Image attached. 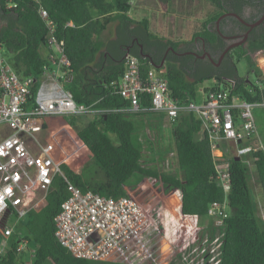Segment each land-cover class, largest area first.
I'll list each match as a JSON object with an SVG mask.
<instances>
[{"label":"trees","instance_id":"obj_1","mask_svg":"<svg viewBox=\"0 0 264 264\" xmlns=\"http://www.w3.org/2000/svg\"><path fill=\"white\" fill-rule=\"evenodd\" d=\"M132 1L41 0L55 24L57 41H64L65 54L74 73L69 90L78 103L106 109L98 118L86 115L66 117L90 153L81 173L63 165L67 178L82 190L90 189L115 198L129 194L127 183L136 173L168 188H179V212L184 224L178 230L180 238L187 233V226L208 215L211 204L228 200L230 214L223 219L219 264H264V220L258 215L255 195L250 187V169L244 160L231 158L232 189L226 195L215 182L212 150L202 123L194 112H185L173 124L170 133L177 152L179 174L145 166L142 143L138 144L134 136L141 126L134 119L137 115L113 110L127 105V101L110 86L111 82L119 81L124 72L127 53L123 47L137 37L144 45V51L151 52L152 57H144L138 46L129 54L138 56L143 71L148 72L153 64L161 63L169 47L180 51L192 42L162 36L151 29L148 18L131 17ZM209 1L216 11L203 21L202 29L194 37L201 35L214 50L224 49L223 39L208 24L228 7L239 10L244 0ZM259 1L264 5V0ZM38 7L35 0H19L17 7L6 9L5 0H0V44L21 77L33 76L40 80L43 66L48 63L42 50L48 42L49 30L38 13ZM68 22L73 25H67ZM111 24H114V32L105 37ZM152 46L156 47L158 57L152 53ZM261 50H264V29L253 33L246 45L230 51L227 70L216 68L209 62L197 63L192 55L179 56L169 51L164 63L169 87L177 98L197 100L200 85L216 79L212 89L230 87L233 93L239 92L248 100H260L262 93L258 83L264 79H260L262 71L256 69L252 55ZM241 59L251 67L257 83L238 74L237 63ZM208 89L210 87H205ZM149 102V96L142 100L144 105ZM250 156L254 158L256 178L264 193V150L252 152ZM69 195L67 181L56 177L47 195L46 206L40 211L30 210L21 220L18 230L36 248L31 264H125L76 257L57 240L54 219ZM208 232L212 243L217 237V228L209 226ZM17 242L13 236L8 252L0 256V264H24L25 258L16 253Z\"/></svg>","mask_w":264,"mask_h":264},{"label":"built area","instance_id":"obj_2","mask_svg":"<svg viewBox=\"0 0 264 264\" xmlns=\"http://www.w3.org/2000/svg\"><path fill=\"white\" fill-rule=\"evenodd\" d=\"M18 1L5 0V8L14 9ZM35 1L49 30L48 42L42 50L48 63L43 66L40 80L21 77L0 44V256L8 252L15 236L16 253L20 257L26 255L24 264L32 263L36 248L31 247V241L18 230V225L30 210L40 211L46 206L53 181L59 176L67 181L70 195L55 216V236L74 256L125 264H177L179 258L191 264H219L220 245L217 247V237L210 242L209 226L200 232L196 221L179 237L178 230L184 225L179 212V188L159 183L157 200L143 202L130 191L118 198L108 197L90 189L82 190L69 181L63 165L75 173H81L83 168L71 162L67 152L50 136L48 118L80 115L98 118L106 109L75 100L68 88L74 73L64 41H57L49 11L41 0ZM166 72L165 65L155 64L144 72L140 58L128 54L119 81L110 84L127 105L113 110L137 116L146 112L161 114L162 127L168 129L182 113L194 112L211 146L215 182L227 195L232 189L231 158L243 159L251 176L255 173L250 153L262 147L255 140L253 108L264 103L233 93L230 87L212 89V86L203 89L197 100L184 101L173 95ZM145 96L150 97L149 105L142 104ZM145 130L146 136L141 132L139 139L143 165H156L162 170L157 165L161 159L167 167L174 160L178 165L175 147L161 152L154 147V132ZM227 207L228 200L214 202L208 216L224 219L228 216Z\"/></svg>","mask_w":264,"mask_h":264},{"label":"rangeland","instance_id":"obj_3","mask_svg":"<svg viewBox=\"0 0 264 264\" xmlns=\"http://www.w3.org/2000/svg\"><path fill=\"white\" fill-rule=\"evenodd\" d=\"M215 11V6L209 0H165L164 2L159 0H133L129 14L134 19L148 18L151 29L160 35L173 40L184 41L190 40L196 32L200 31L202 29L203 21ZM113 32L114 24H111L109 30L106 31L104 36L109 37ZM54 48L58 54L59 52L56 46ZM259 52L260 53L253 54L252 57L256 64V69L258 68L262 71L263 76L261 75L262 77L260 79L263 80L264 62H260L258 58L264 56V50ZM237 68L240 76L251 79L257 83V79L254 77V74L251 72V67L246 63L245 59H241L237 63ZM214 84L215 82L213 80L205 81L200 85L199 93H201L205 87H210ZM258 84L260 85L262 93L260 101L264 103V82ZM253 113L257 125V135L255 136V140L264 150V104L255 106L253 108ZM134 119L137 125H141L140 127H142L147 120V116H134ZM158 120L161 122L162 126L163 119L158 118ZM78 123L80 124V121ZM48 127V133L57 140L59 148H62L67 152L70 161H75L77 165L82 166L83 168L85 162L90 158V153L79 140L75 129L67 123L66 117H49ZM138 129L134 136L135 141L139 144L141 130L139 129L138 131ZM158 132V130L154 132L156 142L154 147H157L161 152L169 148L174 149V142L172 141L173 139L170 134L171 128L167 130V134L165 135L167 142L161 137L162 132L160 135ZM145 145L149 148L148 143H145ZM154 147L152 145V148ZM157 165H160V168L163 171L179 174V166L177 165L176 160L172 161V164L169 167L165 165L164 160L162 159L158 161ZM158 186V182L153 181L140 173L134 174L127 183V188L130 193L143 202H155L157 200L159 197ZM250 187L255 195L258 215L264 220V193L255 173L251 176ZM145 199L148 201H145ZM226 211L229 215L230 211L228 207L226 208ZM208 226H215L217 228V247H219L221 243V235L223 233V217L206 215L197 219V227L200 229V232L201 229H204L203 231H205ZM31 247H33V245H31ZM217 249L218 248H216V251ZM23 257L26 258V255L24 254ZM177 264L191 263H187L185 260L180 261L179 258Z\"/></svg>","mask_w":264,"mask_h":264},{"label":"flooded vegetation","instance_id":"obj_4","mask_svg":"<svg viewBox=\"0 0 264 264\" xmlns=\"http://www.w3.org/2000/svg\"><path fill=\"white\" fill-rule=\"evenodd\" d=\"M228 13H236L238 16ZM264 5L259 0H244L239 10L228 7L224 10L214 21L210 22L208 26L223 39L224 49L214 50L210 44L201 35L195 36L190 39L192 42L182 47V50H175L173 47H169L164 52L165 59L169 51H174L177 55H192L197 63L209 62L216 68L223 70L228 69V54L231 50L246 45L248 39L253 33H259L264 29V20L259 22L263 17ZM210 16V15H209ZM140 47V51L144 57H152L151 52L144 51V45L139 42L135 37L130 45L123 47V51H126L127 56L132 48ZM152 53H156V57L159 56L155 50ZM229 48L227 51L226 49ZM162 59V60H163Z\"/></svg>","mask_w":264,"mask_h":264},{"label":"crops","instance_id":"obj_5","mask_svg":"<svg viewBox=\"0 0 264 264\" xmlns=\"http://www.w3.org/2000/svg\"><path fill=\"white\" fill-rule=\"evenodd\" d=\"M163 36V35H162ZM141 116V115H140ZM142 116H147V120H146V122H145V124H144V126H142L141 128H140V130H141V132H142V134H143V136H146V134H145V132H146V128H148V129H150L149 131H152V132H156L157 130L159 131L158 133H159V135L161 134V132H162V134H161V137L166 141V137H165V135L167 134L166 132H167V130H169L168 128H164V127H162L161 126V122L158 120V118H163V115H161V114H154V113H152V114H146V115H142ZM163 135V136H162ZM201 137H202V135H201ZM145 138V137H144ZM173 141V140H172ZM167 142V141H166ZM174 142V141H173ZM173 147H175V145L173 146Z\"/></svg>","mask_w":264,"mask_h":264},{"label":"water","instance_id":"obj_6","mask_svg":"<svg viewBox=\"0 0 264 264\" xmlns=\"http://www.w3.org/2000/svg\"><path fill=\"white\" fill-rule=\"evenodd\" d=\"M228 14H233V15L238 16L236 13H228ZM263 20H264V13H263V17L260 19L259 22H261V21H263ZM228 49H229V48H227L226 51H227ZM164 63H165V59H163V60L161 61L160 64H156V66L160 67V66L164 65ZM235 159H236V160H240L239 157H235Z\"/></svg>","mask_w":264,"mask_h":264},{"label":"bare ground","instance_id":"obj_7","mask_svg":"<svg viewBox=\"0 0 264 264\" xmlns=\"http://www.w3.org/2000/svg\"><path fill=\"white\" fill-rule=\"evenodd\" d=\"M259 61H260V62H264V57H262Z\"/></svg>","mask_w":264,"mask_h":264}]
</instances>
